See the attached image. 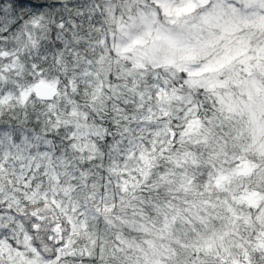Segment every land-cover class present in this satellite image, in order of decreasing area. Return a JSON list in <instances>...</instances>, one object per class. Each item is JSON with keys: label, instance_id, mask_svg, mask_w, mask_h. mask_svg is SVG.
I'll return each mask as SVG.
<instances>
[{"label": "snow or ice", "instance_id": "snow-or-ice-1", "mask_svg": "<svg viewBox=\"0 0 264 264\" xmlns=\"http://www.w3.org/2000/svg\"><path fill=\"white\" fill-rule=\"evenodd\" d=\"M0 264H264V0H0Z\"/></svg>", "mask_w": 264, "mask_h": 264}]
</instances>
